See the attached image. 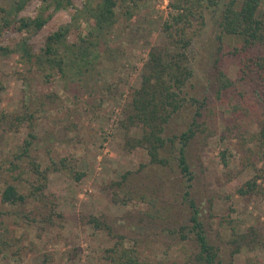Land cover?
Returning <instances> with one entry per match:
<instances>
[{"label":"rangeland","instance_id":"374dc122","mask_svg":"<svg viewBox=\"0 0 264 264\" xmlns=\"http://www.w3.org/2000/svg\"><path fill=\"white\" fill-rule=\"evenodd\" d=\"M19 1L23 5L17 11ZM83 1L71 0V6L53 13L36 31L3 27L0 20V115L9 111L12 115L5 123L0 119V170L14 158L16 148L32 131L35 139L29 153L42 166L51 158L58 162L67 157L75 169L85 172L75 181L69 174L49 169L43 196L19 206L20 218L8 217L19 222L11 224L4 236L9 246L0 244V248L4 247L0 264H39L46 257L48 264H109L105 250L118 240L117 234L124 236L126 245L141 250L152 264H183L194 246L172 232L173 223L188 222V207L181 200L184 182L175 158L178 143L168 147L169 165L156 167L150 164L143 147L129 145L139 137V127L125 126V109L133 89L141 84L148 52L164 42L161 26L173 0H134L135 6L129 1L134 7L129 15H124L125 6L118 0L114 22L100 27L93 20L87 25L84 21L79 27L73 25L67 43L76 41L77 35L87 29L92 33L87 34V40L78 41V48L64 47L63 73L56 69L41 71L34 54L60 25L73 23L71 13L75 7L82 8ZM39 3L40 0H0L11 21L33 17ZM261 6L264 9V0ZM211 16L206 14L205 26L188 48L193 74L187 80L186 98H206L203 116L198 119L208 121V127L216 126L215 134L205 138L200 132L187 145L186 158L194 175L191 196L210 243L221 248L222 264H264V180L258 178L257 192L242 195L237 191L257 172L253 164H261L256 157V139L251 138L259 129L258 112H252L250 121L235 117L238 127L232 118L238 98L228 92L223 100L216 98L212 62L217 56L219 30ZM221 66L229 77H236V58L226 54ZM195 106L186 100L169 120L165 134L171 136L186 129ZM15 115H26V120L9 128ZM131 170L135 171L127 175L131 185H113ZM132 175L136 178L131 179ZM5 179L13 182L10 175L0 174V189ZM142 180L148 185L141 187L146 190V198L152 195L151 185L160 186L156 190V208L173 203L172 210L179 213L176 220L152 223L145 215L147 209L155 211L146 202L149 199L140 200L133 193L132 200H121L126 190L135 188L134 181ZM21 187L26 191L25 183ZM114 194L119 200L114 199ZM3 208L12 213L15 210ZM87 215L106 221L114 234L110 236L106 230L84 223L82 218ZM249 228L256 231L255 241L235 240V233Z\"/></svg>","mask_w":264,"mask_h":264},{"label":"trees","instance_id":"16d2710c","mask_svg":"<svg viewBox=\"0 0 264 264\" xmlns=\"http://www.w3.org/2000/svg\"><path fill=\"white\" fill-rule=\"evenodd\" d=\"M117 1L84 0L82 8L76 9L75 7V11L71 13L73 23L60 25L57 30L47 36L44 47L34 54L36 66L41 71L56 69L59 73H63L65 60L62 51L64 47L65 49L78 48V41L87 40V34L90 35L92 31L87 29L85 33L80 32L73 43L66 42L67 35L76 25L79 27L82 21L87 25L89 20H93L94 25L98 27L114 22ZM122 1L125 6L124 15H129L134 9L128 4L129 1H133L134 6L136 2L134 0H128L125 3V0ZM261 3L262 0H173L170 3V11L161 26L164 42L149 50L141 71V84L138 88L133 89L131 100L125 109L128 117V124L126 123L125 126H137L140 129L139 137H135L134 142L129 145L143 147L150 164L156 167L168 166L170 163L169 153L171 154L168 147L174 145L175 142L178 143L175 158L184 182L181 200L188 207V211H185L188 214V222L183 223L184 225L173 223L172 232L177 234L181 240L191 241L190 243L194 246H192L194 251L191 250V255L187 254L183 264H222L220 260L222 257L221 248L210 243L204 224L200 219L198 206L191 196L194 175L186 158L187 145L200 132H204L205 138L215 134L216 126L208 127V121L198 119L199 116H203L201 110L205 107L206 98L200 100L195 97L186 98L187 80L193 74L189 65L188 48L205 26L206 14H211V17L215 18L219 30L216 35L215 53L217 52V56L213 58L212 62L216 78V98L223 100L227 92L238 98L232 113L233 119L236 117L250 121V116L258 112L256 122L259 124V129L251 134V138L256 139L258 145L256 157L261 164L259 167L253 164L257 172L237 188L238 193L242 195L257 192L258 178L264 180V9ZM22 5L19 1L16 7L17 11L22 8ZM71 5V0H40L33 17H20L17 20L12 19V21L10 13L0 6V20L3 27L15 26L19 31H36L51 18L53 13ZM226 54L238 60L239 68L235 78L229 77L221 66L222 59ZM186 100L196 105L191 121L187 124L186 129L179 134L166 135L165 131L169 120L183 107ZM209 112L211 109L208 110ZM204 115L209 117L211 113ZM11 117L10 111L0 115L3 123ZM25 120L26 115H15L8 127H18ZM234 123L239 127L236 119ZM30 132L23 144L16 148L14 158L0 170L1 175H10L13 181L5 179V185L0 189V216H2L0 219V244L5 247L9 246L4 236L9 233L10 225L19 222L16 218L10 220L8 217L15 215L20 218L18 212L22 210L19 206L25 205L28 200L35 201L43 196L49 169L69 174L75 181H79L85 175V172L75 169L73 164L68 162L67 157L59 158L58 162H53L51 158L49 164L42 166V163L29 153L35 139V135ZM224 153L225 151L221 152L222 158ZM223 162L226 164L225 160ZM134 173L133 170L126 171L113 185L117 187H123V184L131 185L127 175ZM134 176L132 175L130 178L135 179ZM23 183H25L26 191L21 190ZM134 186L135 188L126 190L121 199L123 202L132 200L131 195L134 193L140 200L149 199L146 202L155 211L147 209L145 215L152 223L161 225L170 223L172 219L176 220L174 218L179 213L172 210L173 203L166 202L160 208H156L158 197L156 190L160 186L151 185L150 193L152 195L147 198L145 188L141 187L148 185H145L143 180L134 181ZM114 199L119 200L117 194H114ZM7 206L15 208L13 211L15 214L10 209L3 208ZM82 221L92 224L94 228L106 230L110 236L114 234L107 222L98 216L87 215L82 218ZM165 226L171 225L163 227ZM248 230L235 233V240L240 238L248 242L255 241V229L249 228ZM115 236L118 240H115L114 244L105 250L109 264H152L141 250L126 245L123 235ZM3 250L4 247H1L0 252ZM236 251H238V247L234 252ZM46 260L47 257L43 258L39 264H48ZM174 264L180 263L174 262Z\"/></svg>","mask_w":264,"mask_h":264}]
</instances>
